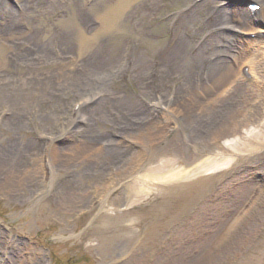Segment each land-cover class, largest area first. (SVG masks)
I'll use <instances>...</instances> for the list:
<instances>
[{"label": "rangeland", "instance_id": "1", "mask_svg": "<svg viewBox=\"0 0 264 264\" xmlns=\"http://www.w3.org/2000/svg\"><path fill=\"white\" fill-rule=\"evenodd\" d=\"M247 1L0 0V264H264Z\"/></svg>", "mask_w": 264, "mask_h": 264}, {"label": "bare ground", "instance_id": "2", "mask_svg": "<svg viewBox=\"0 0 264 264\" xmlns=\"http://www.w3.org/2000/svg\"><path fill=\"white\" fill-rule=\"evenodd\" d=\"M260 1L263 3V6L254 14L250 13L248 9L237 10L234 12L236 21L239 23H245L247 21V24L251 23L252 21H257L260 24L259 29L264 30V0ZM242 53H244V57H246L245 63L250 68L252 75H255V67L264 59V42L250 41L248 44H246L245 49L242 50ZM220 63L222 64V61L219 62V64ZM221 66L222 67H219V69H214L213 73L222 72V69H224V64ZM254 81L255 84L259 86L257 79Z\"/></svg>", "mask_w": 264, "mask_h": 264}]
</instances>
